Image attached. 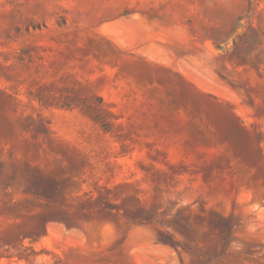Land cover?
Returning a JSON list of instances; mask_svg holds the SVG:
<instances>
[{
	"label": "rangeland",
	"instance_id": "rangeland-1",
	"mask_svg": "<svg viewBox=\"0 0 264 264\" xmlns=\"http://www.w3.org/2000/svg\"><path fill=\"white\" fill-rule=\"evenodd\" d=\"M264 264V0H0V264Z\"/></svg>",
	"mask_w": 264,
	"mask_h": 264
},
{
	"label": "trees",
	"instance_id": "trees-1",
	"mask_svg": "<svg viewBox=\"0 0 264 264\" xmlns=\"http://www.w3.org/2000/svg\"><path fill=\"white\" fill-rule=\"evenodd\" d=\"M227 220H228V237L224 241L222 251L217 253V254H213L212 256H209L208 258H203V259L198 260V261L192 260L191 264H210L215 259H217L218 257H220L221 255H223L225 253V249H226L227 245L229 244V241H230V238H231V234H232V232H233V230L235 228V224L233 222L232 217H229Z\"/></svg>",
	"mask_w": 264,
	"mask_h": 264
}]
</instances>
